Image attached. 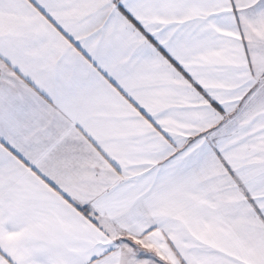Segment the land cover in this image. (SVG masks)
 I'll use <instances>...</instances> for the list:
<instances>
[{"label": "snow or ice", "instance_id": "obj_1", "mask_svg": "<svg viewBox=\"0 0 264 264\" xmlns=\"http://www.w3.org/2000/svg\"><path fill=\"white\" fill-rule=\"evenodd\" d=\"M0 264H264V0H0Z\"/></svg>", "mask_w": 264, "mask_h": 264}]
</instances>
